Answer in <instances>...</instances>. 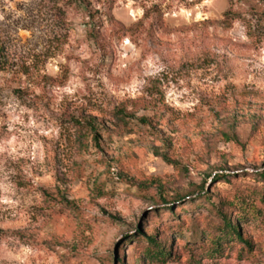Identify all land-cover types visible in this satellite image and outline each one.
<instances>
[{
    "label": "rangeland",
    "instance_id": "374dc122",
    "mask_svg": "<svg viewBox=\"0 0 264 264\" xmlns=\"http://www.w3.org/2000/svg\"><path fill=\"white\" fill-rule=\"evenodd\" d=\"M0 47V264H264V0H0Z\"/></svg>",
    "mask_w": 264,
    "mask_h": 264
},
{
    "label": "trees",
    "instance_id": "16d2710c",
    "mask_svg": "<svg viewBox=\"0 0 264 264\" xmlns=\"http://www.w3.org/2000/svg\"><path fill=\"white\" fill-rule=\"evenodd\" d=\"M75 2L78 3H83V0H74ZM227 16H238V15H230L229 13L227 14ZM236 18H240L239 16ZM9 69V61L6 57V53H5V49L3 47H0V73L5 72ZM121 114H126L122 111ZM121 122H124L123 124H126V119H125V115L122 117ZM80 125H86L87 127V131L88 134H90L89 136H92L94 141H97L98 143H100V139L102 137V129L103 125L101 126H96L93 125V122H89V123H84V124H80ZM84 127V126H83ZM225 218V227H224V232H225V237H221L222 239L218 240V243L215 245V247L213 249H211V251L214 253H220L224 248H223V243L226 242V239L229 238H236L240 241H242L243 243L246 244V246H248L250 249L252 248V244L249 241H246L244 239V237L241 235L238 227L235 225V223L228 218V216L224 217ZM146 237V239L148 240V244L149 246L146 249V252L148 253V255L150 256V258H155L157 260H161V261H167L170 258V251L168 250V248L166 247L165 244H161L158 242V240L156 239V236H147L144 235ZM249 249V250H250Z\"/></svg>",
    "mask_w": 264,
    "mask_h": 264
}]
</instances>
